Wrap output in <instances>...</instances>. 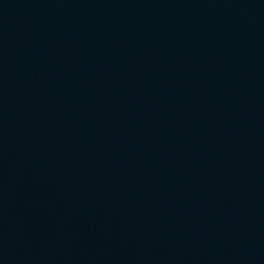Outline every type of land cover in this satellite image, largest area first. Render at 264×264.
Wrapping results in <instances>:
<instances>
[{
	"label": "water",
	"instance_id": "obj_1",
	"mask_svg": "<svg viewBox=\"0 0 264 264\" xmlns=\"http://www.w3.org/2000/svg\"><path fill=\"white\" fill-rule=\"evenodd\" d=\"M0 264H264V0H0Z\"/></svg>",
	"mask_w": 264,
	"mask_h": 264
}]
</instances>
